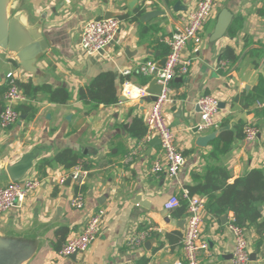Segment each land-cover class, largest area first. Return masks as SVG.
I'll use <instances>...</instances> for the list:
<instances>
[{"label":"crops","instance_id":"0c3cea01","mask_svg":"<svg viewBox=\"0 0 264 264\" xmlns=\"http://www.w3.org/2000/svg\"><path fill=\"white\" fill-rule=\"evenodd\" d=\"M198 1L20 0V10L31 25L42 26L51 45L36 64V75L25 72L10 55L0 54V86L13 74L20 83L47 84L72 94L61 105L50 103L46 94L38 92L26 104L36 111L32 118L21 115L19 124L0 129L2 161L14 165L24 155H33L34 165L26 176L42 182L21 207L0 214L3 232L28 234L45 228L42 247L30 264H174L183 259L187 210L181 204L166 211L167 201L172 197L184 200L183 194L195 183L194 174H204L208 163L227 168L231 183L253 170H264V103L244 107L240 102L243 95L264 87V0H219L204 28L202 43L189 45L184 54L189 74L173 82L172 102L165 108L166 120L186 159L179 176L171 179L154 174V161L162 155L160 146L151 147V142L143 144L138 138L146 129L152 103L140 90L153 81L140 73V65L148 61L163 64L168 52L164 39L186 23ZM150 12L160 14L143 22L142 17ZM112 17L121 20L116 42L98 55H84L79 46L84 24ZM102 73L114 75L119 102L90 111L79 100V91ZM206 94L222 105L216 117L218 128L208 135L216 133L217 139L221 125L234 130L243 124L258 127L259 140L244 136L220 162L208 161L206 156L216 139L205 148L197 145L201 136L197 101ZM137 120H142L140 127ZM66 149L81 156L77 166L89 167L81 188L68 178L74 168L56 165L47 168L45 176L36 170L41 161L53 160ZM63 178L67 179L61 184ZM80 189L86 204L77 210L70 202ZM100 209L105 214L96 241L76 257L61 256L62 246L81 233ZM261 211L264 217V206ZM231 214L227 211L214 217L207 210L203 213L202 235L209 250L201 255L200 264H231L234 238L227 220ZM150 227L159 231L151 232L143 245H131L134 236ZM246 233L251 264H258L264 243L257 245L261 237L255 230Z\"/></svg>","mask_w":264,"mask_h":264},{"label":"built area","instance_id":"2783aa9c","mask_svg":"<svg viewBox=\"0 0 264 264\" xmlns=\"http://www.w3.org/2000/svg\"><path fill=\"white\" fill-rule=\"evenodd\" d=\"M219 0H199L195 8L188 14L186 23L177 28L171 36L164 39L168 52L164 58V65L159 66L154 61H148L140 65L139 71L143 75L150 76L162 88L156 101L151 103V108L145 118L146 134L142 139L143 144H148L159 138L161 156L156 158L153 164L154 174H164L166 177L176 179L185 164V156L176 144V136L165 117V108L172 102V84L177 77L189 74V64L183 60L189 45L198 46L202 43L204 28L212 17ZM121 29V20L115 17L108 19L91 20L84 24L80 33V49L84 55L91 57L100 54L116 42ZM225 65L226 63H222ZM126 72L125 74H128ZM13 74L8 75L9 87L3 95V103L0 107V129L7 130L20 122L21 114L18 110L22 104L29 103V97L24 94ZM147 87L140 90L143 98L148 97ZM200 114V123L197 126L201 136L218 128L216 117L219 113L220 103L212 95H202L197 101ZM245 139L257 141L261 136V130L253 125L244 128ZM88 172L81 166L74 167L68 175L73 182L81 188L87 178ZM67 179V178H66ZM63 178L61 184L66 180ZM42 182L36 178L25 176L21 181L10 182L0 186V214H6L11 209L19 208L26 198L38 190ZM187 203V217L184 238L182 241L183 259L174 264H200V257L209 250V243L202 235L203 213L206 210V199L201 196H191L188 191L183 194ZM71 207L81 210L85 207L86 196L81 191L71 199ZM180 199L172 197L165 204L166 211H174L180 207ZM105 211L98 210L84 225L81 233L68 240L60 249L63 257H73L85 253L96 241L103 230V217ZM227 215L228 229L234 238V250L231 264H251L252 257L246 230L235 222L234 214ZM156 227H150L134 236L130 243L133 246L144 244L151 232H158ZM258 264H264L262 255Z\"/></svg>","mask_w":264,"mask_h":264},{"label":"trees","instance_id":"16d2710c","mask_svg":"<svg viewBox=\"0 0 264 264\" xmlns=\"http://www.w3.org/2000/svg\"><path fill=\"white\" fill-rule=\"evenodd\" d=\"M227 52H231L227 50ZM229 55L225 54L228 59ZM230 57V56H229ZM25 95L31 98L38 92L47 95L50 103L67 104L72 94L65 88H53L51 85L34 86L32 82L20 83ZM114 75L112 73H102L92 79L87 85L80 89L79 100L86 105L90 111L98 109L101 105L111 106L119 102L117 91L114 87ZM9 87V83L0 86V96L4 95ZM244 107H249L257 103H264V87L258 86L249 94H245L240 99ZM2 104L0 103V106ZM22 116L32 118L36 111L29 105L19 108ZM142 120H137L136 125L140 127ZM221 131L217 139L212 143V151L206 156L208 161L220 162L222 157L228 156L232 150V145L244 139L243 124H238L234 130L226 129V125H221ZM140 130L141 128H136ZM146 129L138 134L139 139H143ZM264 146V141H263ZM81 156L70 149L59 152L53 160L41 161L36 170L46 175L47 168L56 165L62 166L66 170H71L80 164ZM84 170H88L86 164L82 165ZM194 185L188 187L189 195H199L206 199V210L214 217H220L227 211L233 212L236 224L245 230L253 229L260 235L258 246L264 243V217L261 207L264 206V170H253L240 178L230 182L232 176L227 168L215 166L210 163L205 167L204 174H194ZM183 210L186 212L187 203L180 199ZM65 235V233H64Z\"/></svg>","mask_w":264,"mask_h":264},{"label":"water","instance_id":"95a60500","mask_svg":"<svg viewBox=\"0 0 264 264\" xmlns=\"http://www.w3.org/2000/svg\"><path fill=\"white\" fill-rule=\"evenodd\" d=\"M178 7L179 5L176 9ZM159 14L146 13L141 20L146 22ZM50 45V38L43 34L42 26L31 25L26 13L20 10V0H0V54L10 55L25 72L36 75L38 74L36 64L44 58ZM161 90L162 88L153 80L147 89L149 101H156ZM216 136V133L200 136L197 145L205 148L216 139ZM160 144L159 138H156L150 146L156 147ZM33 162L34 157L31 154L24 155L14 165H6L0 157V186L21 181L33 168ZM44 230V227H39L28 234L0 230V264H30L42 247Z\"/></svg>","mask_w":264,"mask_h":264},{"label":"rangeland","instance_id":"374dc122","mask_svg":"<svg viewBox=\"0 0 264 264\" xmlns=\"http://www.w3.org/2000/svg\"><path fill=\"white\" fill-rule=\"evenodd\" d=\"M20 122H18V124H19Z\"/></svg>","mask_w":264,"mask_h":264}]
</instances>
